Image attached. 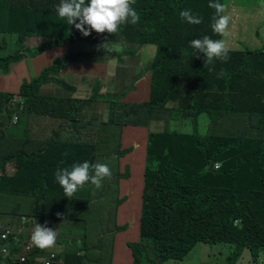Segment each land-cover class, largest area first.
<instances>
[{
	"label": "trees",
	"instance_id": "16d2710c",
	"mask_svg": "<svg viewBox=\"0 0 264 264\" xmlns=\"http://www.w3.org/2000/svg\"><path fill=\"white\" fill-rule=\"evenodd\" d=\"M60 2L0 0V34H14L17 38L15 52L0 58L3 73L8 74L10 66L21 63L25 55L33 57L55 45L66 46L82 38L87 40L90 53L81 56L111 55L119 60L131 57L139 65L135 73L140 79L151 74L150 100L121 104L123 96L115 95L118 99L111 102L112 108L121 104V111L109 122L100 123L94 143L42 140L35 146L39 151L16 154L19 167H43L25 181L39 194L34 197L30 213L17 207L9 209L0 233L9 239L16 227L24 225L30 234L34 227L29 216L48 212L51 223L66 221L65 233L77 222L86 230L79 253L64 252L58 256L64 262L57 264H112L117 254L113 230L117 236L124 235L125 245L119 243L128 250L127 255L135 254L134 264L183 261L199 242L232 245L227 264H240L245 253L251 255L250 264H264V106L260 107L264 97V50L228 47V62L214 61L215 71L210 73L204 54L192 56L193 49L189 47L193 39L206 35L221 39L211 28L215 10L209 7L210 0H135L133 7L140 15L136 25H122L119 35L92 31L87 37L59 16ZM218 2L223 4L224 0ZM185 9L202 17V23L189 24L181 19L179 13ZM35 37L51 40L29 53L27 40ZM108 41V50L100 47ZM2 49L0 45V52ZM148 54L152 56H145ZM221 69L225 74L217 78ZM59 71L57 61L36 77L22 71L16 92H0V133L11 128L17 131L24 112L47 117L48 105L54 100L60 101L63 108L53 116L68 124L98 122L100 108L95 103L107 98L100 83L95 84L89 95L93 101L85 107L86 99L64 98V88L72 93L75 88L60 82L56 76ZM124 72L125 67L119 71ZM11 108L20 117L10 114ZM163 112L172 113L173 121L190 119L194 131H150L140 196L143 207L135 220L123 219L122 223L119 213L129 196H123L120 180L131 177V169L123 167V158L132 147L128 148L129 132L133 126L150 128ZM204 114L208 116L207 134L201 135L199 118ZM85 161L108 164L112 179L105 178L100 189L88 183L68 198L56 180L57 168L71 169L73 164ZM104 201L109 203L102 204ZM53 206L63 208L51 210ZM78 206L85 209L87 218H72ZM101 206L112 207L104 213ZM23 215L28 219L20 220ZM138 221L142 224L141 242L137 244L130 230ZM91 237L96 242L90 243ZM150 241L154 253H150ZM62 246L57 236L54 247ZM104 250L109 251L110 258H106ZM16 255L14 249L9 250L4 258L6 264H17ZM29 264L43 263L32 260Z\"/></svg>",
	"mask_w": 264,
	"mask_h": 264
},
{
	"label": "rangeland",
	"instance_id": "374dc122",
	"mask_svg": "<svg viewBox=\"0 0 264 264\" xmlns=\"http://www.w3.org/2000/svg\"><path fill=\"white\" fill-rule=\"evenodd\" d=\"M225 5V12L224 15L230 16V22L228 26V31L230 35L226 38L222 37V39H226V42H229L230 40H234V50H264V0H224ZM236 17V18H235ZM1 18V17H0ZM236 20V21H235ZM16 40L14 34H0V45L3 46L2 54L3 56L11 55L16 50ZM51 38L49 37H35L27 40V42L30 43L29 47V53L33 52L35 50H38L40 48H43L45 45H47ZM57 39L52 41H56ZM77 42H82L81 44H76ZM232 41H230L231 44ZM83 43H88L87 40L79 38L73 42H71V47L68 49L71 53H79L83 49L86 48V50H89L87 46H84ZM68 45V44H67ZM114 46V44H111ZM58 48H63L65 46H53ZM53 47H50L43 52H46ZM42 52V53H43ZM41 54V53H40ZM29 55V54H28ZM28 55H25L24 57H28ZM37 56V55H36ZM51 56V55H50ZM148 58L152 56V54L145 55ZM34 57V56H33ZM101 58H108L110 63L115 64L116 61H119L117 57L111 56V55H101L97 56ZM31 60V66L34 70L37 71V68L41 66L43 63V56L30 59ZM121 60L125 61V72L120 73L117 80H114L112 78V82L117 83L116 92H119L122 87H129L128 91H134L137 88H141L143 91L136 92V93H130L128 95H125L120 99V103H134L131 102L132 100H142V99H150V87H149V81L151 80L152 75L146 74L147 80L141 81L137 84V81L140 79L139 76L135 73V69L139 67L136 63L134 64L132 62L131 57H123ZM89 61H91V64L94 68L97 70H105L106 65L104 63L96 62L97 59L95 58H89ZM134 61V60H133ZM56 60H52L51 63L40 69L39 74L42 70L49 68L55 64ZM88 62V61H86ZM137 65V66H136ZM112 72V71H109ZM1 73V72H0ZM65 75L64 71H59L58 76L61 83H65L68 85H71L72 83L80 84L82 85L81 90V97L87 98L85 107L88 106L93 100L91 99L92 96L87 97V95L90 93V90L93 88V82L95 77L91 75H82L77 78L71 79L70 81L66 79L65 77H62ZM127 75L130 77H133V80H128ZM101 85V84H100ZM62 88V87H61ZM100 87L98 86L96 88V91L99 90ZM64 98H74L76 97L75 93H72L70 90H67L64 88ZM115 92V91H114ZM122 93V92H121ZM118 94H112L105 96L107 98L106 101H104V107L101 112V119L99 122H80L76 124H68L65 119L58 118L53 116L54 114H59L62 111L63 105L60 101L54 100L49 103L48 108H50V114L47 117H44V121L39 122L37 125V133L38 136L42 137L44 140H53L56 139L57 141H70L72 143H89L95 140L99 129H100V123H107L109 122L112 117H116L119 115L122 105H119V108L113 109L111 102L118 99L115 95ZM60 98V97H59ZM10 114H16V111L14 108H11L9 110ZM25 114V112H24ZM18 117L19 114H16ZM163 115L165 119L169 120V128L172 131H180V132H188L191 133L194 131L192 121L190 119H175L173 121V118H171V115H169V112H163ZM200 126H199V133L201 135L207 134V125H208V116L202 115L199 118ZM166 127L163 123H157V127H154V130H163ZM20 134L24 135V137L27 136L29 132V125L24 124L20 128ZM14 134V129L9 130V135ZM112 179V178H111ZM110 179V181H111ZM86 191H88V188H85ZM78 198V196H77ZM109 201H104L102 204H108ZM71 207L74 208V205ZM112 206H101L104 213H106L109 209H111ZM143 207L142 200H136L134 198H129L128 202L125 204L123 211L119 213L120 222H124V220L132 222L135 220V215L137 212H140ZM60 208H63V206H53L50 209L51 210H58ZM67 208V205L64 204V210ZM97 210H93V214L96 213ZM7 215L0 211V221L5 219ZM76 217H86L85 209L81 206L76 207V211L72 213V218L76 219ZM78 228L73 229V231L70 230L68 232L69 235H67L64 230L66 229V226L64 227V223L62 224V236L65 242V248L62 250V253L68 252L73 244L72 238L76 240V244L80 245V239L82 238L83 234L86 232V230L82 227H79V223L77 222ZM89 227L93 228V225L88 222ZM116 231L113 230V235L116 236ZM118 234V233H117ZM132 237H134L132 235ZM118 241L123 242L125 240L124 235L118 236ZM89 242H96V239L94 237H91L89 239ZM106 249H108V246H106ZM233 250V246L229 244H218L214 246H209L205 244H198L191 252L190 254L183 260V261H169L164 264H227V258L230 255V252ZM104 253L106 255V258H110L109 251L104 250ZM250 258L251 255L249 253L244 254L243 260L240 262V264H250ZM134 261L130 256L126 255H118L116 254V259L113 261L112 264H131V262ZM0 264L1 260H0Z\"/></svg>",
	"mask_w": 264,
	"mask_h": 264
},
{
	"label": "clouds",
	"instance_id": "9594fccd",
	"mask_svg": "<svg viewBox=\"0 0 264 264\" xmlns=\"http://www.w3.org/2000/svg\"><path fill=\"white\" fill-rule=\"evenodd\" d=\"M135 4V0H61L60 4L57 6V12L62 19H66L69 25L75 26L77 30H79L83 36L87 37L91 34L92 31H95L97 34H103L105 32L112 34V35H119L122 31L121 26L125 24H132L136 25L140 21L139 13L134 9L133 5ZM209 7L215 10V14L212 17L213 23L211 24V28L213 33L221 36V39H212L209 36H204L200 39H193L189 47L193 49L191 53L192 56H197L199 53H203L205 56V67H207L208 71L214 72L215 66L214 61L220 60L221 62H228L230 59L228 52V47L234 46V40L230 44L226 42V39H222V37L226 38L230 35L228 31V26L230 22V16L224 15L225 12V5L224 3L218 2V0H210ZM181 19L185 20L189 24L198 25L202 23V17L199 15H195L192 13L191 9H185L179 13ZM236 18V17H235ZM79 21L78 23L76 21ZM236 21V20H235ZM123 39V37H121ZM100 47L105 48L106 50L110 47V41L105 44L100 45ZM254 51V50H253ZM2 52V51H1ZM0 52V53H1ZM187 54V53H186ZM7 56H0V58H6ZM224 70L221 69L220 72L217 74V78H222L224 76ZM264 106V97L260 104V107ZM26 115H34L25 113ZM261 114V109H260ZM169 115L172 116V113L169 112ZM40 116V115H34ZM262 118L264 119V114H261ZM100 121V120H99ZM98 121V122H99ZM161 121L166 122V127L163 131H157L158 133L164 132L166 129L169 128V120L165 119L164 115L161 116ZM134 128H144L147 127L143 126H133ZM147 130V129H146ZM148 131V130H147ZM148 136L149 131L147 134V144H146V152H147V145H148ZM97 140V136L95 140L89 142L87 144L94 143ZM9 141L7 131L0 133V168L5 167L8 163H14L12 157L13 154L6 148V144ZM20 142V140H16ZM17 151V150H16ZM67 155V154H65ZM15 163H17L15 161ZM63 163V162H61ZM18 165V164H15ZM145 170L143 173V178L145 176ZM56 180L59 182L60 186L64 190V194L66 197L71 198L75 195V193L83 188L86 184L91 183L95 186L96 189H100L103 186V181L105 178H111L112 172L108 164L106 163H95L91 164L88 161L83 163H76L71 166V169L64 167V168H57L55 173ZM122 179L120 180V182ZM138 200V199H137ZM49 213L45 214V218L43 217H33L28 219L29 222L34 227L32 233H28L27 239L24 243L21 242L20 238L13 233V236L8 239H1L0 237V259L2 257H6L8 254V248L5 247V243L9 241H13L18 245H22L25 250V257L26 261L22 262L21 258L18 257L16 262L17 264H29L32 260L36 262H42L43 264L46 260L51 259V254H56V257L52 259V264L63 263L64 261L58 260V256L62 254V250L65 248V242L62 236V224L66 223L63 220H56L51 223L48 216ZM141 224L142 221H138L137 223L133 224V231L132 233L137 232L138 239L136 240L137 244L141 242ZM2 224L0 223V228ZM24 226V225H23ZM78 228V225H74L72 230ZM69 235L68 233H66ZM1 236V233H0ZM57 236L60 237V240L63 243L61 248L54 247L57 242ZM14 238H18L19 242H16ZM118 236H115V241L117 240ZM84 239V234L80 239V245L76 244V240L72 238V246L69 252L79 253L78 249L82 247V241ZM201 242L197 243L191 251ZM30 244L33 247L32 252H28L26 250V245ZM6 249V253H2V248ZM150 253L153 252V242L150 241L148 244ZM152 251V252H151ZM190 251V252H191ZM40 252L46 256H36L34 254ZM190 252L184 257L186 258ZM156 254V253H155ZM157 256V254H156ZM115 259V258H114ZM113 259V260H114ZM132 259L135 260V254L132 256ZM169 261H180V260H168L162 262L160 264H164ZM134 264V261H132Z\"/></svg>",
	"mask_w": 264,
	"mask_h": 264
},
{
	"label": "crops",
	"instance_id": "0c3cea01",
	"mask_svg": "<svg viewBox=\"0 0 264 264\" xmlns=\"http://www.w3.org/2000/svg\"><path fill=\"white\" fill-rule=\"evenodd\" d=\"M82 42H77L76 44H81ZM84 46H87L89 50L83 49L79 53H71L68 51V49L72 46L71 43L66 45L63 48L53 47L52 49L43 52L41 54H38L34 57H24L21 60V63H14L10 66V70L8 74L3 73L2 69L0 68V92L2 91H8L9 93L16 92L19 83H20V73L22 71H30L31 75L38 76L39 71L41 68L48 66L52 60L57 61V65L60 66V71H64L65 75L62 77H65L69 81L71 79L77 78L79 76H82L84 74L94 76V82H93V88L90 90V93L87 95V97L93 92L94 86L96 83H100L103 87V90L106 94L112 95V94H118L121 93V95L124 97L125 95H128L130 93H136L143 91L141 88H137L134 91H128L129 87H122L119 92H116L117 83L112 82V78L114 80L118 79L119 71L122 70L125 67V61L119 60L116 61L115 64L110 63L108 58H101L97 56H88L82 54H89L90 53V46L88 43H83ZM27 46L30 47V43L27 42ZM2 52L0 53V56ZM51 55V56H50ZM43 56V63L39 68H37V71L34 70L31 66V60L37 57ZM89 58H95L97 59L96 62L104 63L106 65L105 70H97L94 68L91 64V61H89ZM88 61V62H86ZM20 66H22V69H18ZM112 71V72H109ZM128 80H133L132 77L127 75ZM147 80V77H143L142 79L137 81V84L141 81ZM151 81V80H150ZM149 81V87H150V93L151 94V85ZM71 86L75 88V96L78 99H84L81 97L82 93V85L72 83ZM115 91V92H114ZM118 96V95H117ZM87 99V98H85ZM84 99V100H85ZM101 102L95 103L96 107L100 108V117L101 119V112L104 107V100L99 99ZM150 99H142V100H132L131 102L134 103H144L148 102ZM98 120V121H99ZM44 121V116H34V115H26L24 114L20 127L24 124L29 125V132L26 137L24 135L20 134V130L14 131L13 135H9L8 133V139L9 141L6 144V148L11 151L13 154L18 153H26L30 154L33 151H39L35 148L37 143L39 141L44 140L42 137L38 136L37 131V125L39 122ZM157 123H163L166 125L165 121H161V118H158V121H153L150 125V128H146L149 133L150 131H163V130H154V127H157ZM19 127V128H20ZM144 128H134L129 132L130 137V143L129 147H131V152L128 153L123 158V167L131 169V177L128 179H123L121 182L123 183L122 186V194L123 196H129V198H134L140 200L141 192H142V181H143V173L145 168V159H146V144H147V134L148 131ZM16 140H20V142H17ZM48 140V139H45ZM57 141L56 139H53ZM62 142V141H57ZM87 143H84V145ZM127 149V148H126ZM17 150V151H16ZM14 155V156H15ZM14 163H8L5 167L0 168V211H3L5 214L9 209L12 208H20L25 209L29 213L33 206L34 197L39 194L38 192L32 191L30 188H28L25 184V181L33 178L37 174H39L43 167H19L18 163H15V158L12 157ZM124 180H128L125 182ZM128 202V201H127ZM126 202V203H127ZM124 203V206L125 204ZM123 206V208H124ZM123 208L121 211H123ZM33 214L29 216L30 218L33 217H43L45 218V214ZM27 217L23 215L20 217V220H25ZM8 219L7 217L0 221L2 224L3 221ZM28 219V218H27ZM16 231L14 232L18 238H20L21 242L24 243L27 239L28 232L27 228L23 225L20 227L15 228ZM130 231H133L131 229ZM133 240L138 239L137 232H133ZM117 245H116V252L118 255H124L126 256V251H128L126 248L123 247L121 243H119L118 239ZM125 245V242H122ZM5 247L8 248V251L11 249H14L17 253L16 258L25 256V250L22 245H18L14 243L13 241H9L5 243ZM36 256H46L40 252H37L34 254V257ZM132 258V256L129 254ZM116 259V256H115ZM2 264H6L4 261V257L1 259ZM132 264V262H131Z\"/></svg>",
	"mask_w": 264,
	"mask_h": 264
},
{
	"label": "built area",
	"instance_id": "2783aa9c",
	"mask_svg": "<svg viewBox=\"0 0 264 264\" xmlns=\"http://www.w3.org/2000/svg\"><path fill=\"white\" fill-rule=\"evenodd\" d=\"M0 237H1V239H7V236L5 234H1ZM14 240H16V242H19V239L18 238H14ZM26 250L28 252H32L33 251L32 245L27 244L26 245ZM1 252L2 253H6V249L3 247L2 250H1ZM50 257H51V259L46 260V262L44 264H52V259L56 257V254L55 253L54 254H51ZM21 261L22 262H25L26 261V258L25 257H22L21 258Z\"/></svg>",
	"mask_w": 264,
	"mask_h": 264
}]
</instances>
